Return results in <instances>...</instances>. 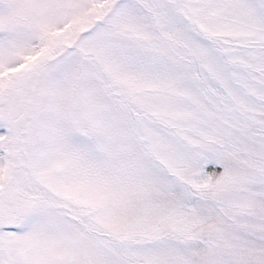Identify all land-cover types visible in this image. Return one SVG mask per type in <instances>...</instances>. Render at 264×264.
<instances>
[{"label":"snow or ice","instance_id":"6c2138e0","mask_svg":"<svg viewBox=\"0 0 264 264\" xmlns=\"http://www.w3.org/2000/svg\"><path fill=\"white\" fill-rule=\"evenodd\" d=\"M0 264H264V0H0Z\"/></svg>","mask_w":264,"mask_h":264}]
</instances>
